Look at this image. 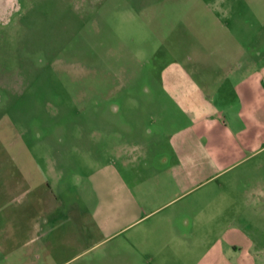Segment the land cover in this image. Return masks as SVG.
Segmentation results:
<instances>
[{
    "label": "rangeland",
    "instance_id": "rangeland-1",
    "mask_svg": "<svg viewBox=\"0 0 264 264\" xmlns=\"http://www.w3.org/2000/svg\"><path fill=\"white\" fill-rule=\"evenodd\" d=\"M215 37L251 40L261 51L264 0H0V264H84L98 254V246L84 252L90 243L72 247L71 238L60 235L75 213L94 208L83 206L79 195L60 193L57 203L50 198V225L60 228L48 245L38 236L35 221L44 226V207L37 172L88 169L89 161L95 166L100 152L113 150L120 123L125 147L147 140L151 126L132 123L131 103L166 102L162 73L184 65L202 45L210 49L205 45ZM115 105L123 109L117 113ZM246 171L264 179V167ZM231 175L218 181L216 209L242 215L243 222L234 218L233 225L252 236L250 258L264 264V205L240 199L251 193L254 177L247 186L234 183L239 187L231 205L225 187ZM215 239L214 232L204 237V247Z\"/></svg>",
    "mask_w": 264,
    "mask_h": 264
},
{
    "label": "crops",
    "instance_id": "crops-1",
    "mask_svg": "<svg viewBox=\"0 0 264 264\" xmlns=\"http://www.w3.org/2000/svg\"><path fill=\"white\" fill-rule=\"evenodd\" d=\"M253 44L215 37L205 45L210 49L202 45L184 65L166 69L160 88L166 102L129 108L136 116L132 123L151 126L147 140L125 147L120 123L113 150L100 152L95 166L89 161L83 170L38 171V202L44 207L39 215L44 226L35 221L38 236L48 245L50 234L60 228L50 225L51 203L65 193L94 207L90 214L75 213L73 223H63L60 230L72 247L90 243L84 252L99 247L84 264H256L249 252L252 236L233 225L234 218L243 222L242 215L216 209L218 181L234 172L225 184L231 192L226 201L235 205L239 186L234 183L247 186L254 177L251 193H240V199L264 205V179L246 171L264 167V45L258 51ZM120 109L115 105L117 113ZM174 205L173 212L161 214ZM149 218L155 219L148 228L132 230ZM213 232L216 239L204 247V237Z\"/></svg>",
    "mask_w": 264,
    "mask_h": 264
}]
</instances>
